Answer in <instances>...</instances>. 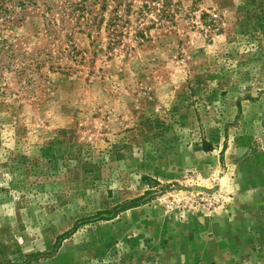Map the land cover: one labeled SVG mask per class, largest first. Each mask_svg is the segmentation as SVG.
Returning a JSON list of instances; mask_svg holds the SVG:
<instances>
[{
	"label": "rangeland",
	"instance_id": "obj_1",
	"mask_svg": "<svg viewBox=\"0 0 264 264\" xmlns=\"http://www.w3.org/2000/svg\"><path fill=\"white\" fill-rule=\"evenodd\" d=\"M164 1L3 31L0 264H264V0Z\"/></svg>",
	"mask_w": 264,
	"mask_h": 264
},
{
	"label": "trees",
	"instance_id": "obj_2",
	"mask_svg": "<svg viewBox=\"0 0 264 264\" xmlns=\"http://www.w3.org/2000/svg\"><path fill=\"white\" fill-rule=\"evenodd\" d=\"M125 4V11L131 12L133 8L132 0H0V57H16L19 53L15 44L7 38L3 31L7 27L22 23L27 17H42L48 27H55L65 21V16L74 17L78 12L76 24L84 30L99 26L105 22L103 13L108 11L112 13L106 21V24L112 28V42H116L117 28L123 21L120 13V7ZM171 0H165L163 9L161 8V17L172 18ZM166 7V8H165ZM149 2L146 1L140 8L139 14H147ZM35 14V15H33ZM99 14H101L99 16ZM153 24L155 21L151 20ZM82 30V29H81ZM142 35L145 37L144 33ZM203 149L212 150V144L204 141ZM223 153V152H222ZM149 192V191H148ZM140 199H135L138 202ZM130 208V207H127Z\"/></svg>",
	"mask_w": 264,
	"mask_h": 264
}]
</instances>
